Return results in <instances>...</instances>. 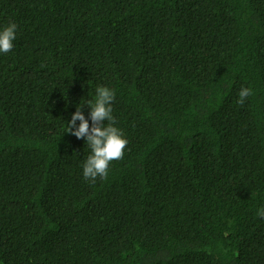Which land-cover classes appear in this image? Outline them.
Here are the masks:
<instances>
[{
    "label": "trees",
    "instance_id": "trees-1",
    "mask_svg": "<svg viewBox=\"0 0 264 264\" xmlns=\"http://www.w3.org/2000/svg\"><path fill=\"white\" fill-rule=\"evenodd\" d=\"M10 23L0 264H264V0H0ZM100 86L128 144L92 183L67 123Z\"/></svg>",
    "mask_w": 264,
    "mask_h": 264
},
{
    "label": "clouds",
    "instance_id": "clouds-1",
    "mask_svg": "<svg viewBox=\"0 0 264 264\" xmlns=\"http://www.w3.org/2000/svg\"><path fill=\"white\" fill-rule=\"evenodd\" d=\"M16 31L17 25L15 23H10L0 30V53L7 54L12 51ZM252 94L253 90L250 87H242L237 103L243 105L246 98ZM115 95V91L108 87H97L94 101L90 100L86 103L90 108L91 126L89 119H86L82 112L83 107L79 105L67 123V133L74 135L77 139H85L86 146L91 150V154L83 164V177L92 183H95L97 178L107 179L110 163L123 158L124 149L128 144V140L124 138L121 129L114 126L116 121L112 114V104ZM256 215L264 218V207L260 208ZM242 264L262 263L259 259H254Z\"/></svg>",
    "mask_w": 264,
    "mask_h": 264
}]
</instances>
